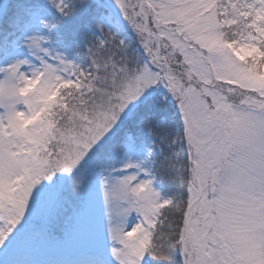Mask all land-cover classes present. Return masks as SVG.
I'll return each mask as SVG.
<instances>
[{"label":"snow or ice","instance_id":"snow-or-ice-1","mask_svg":"<svg viewBox=\"0 0 264 264\" xmlns=\"http://www.w3.org/2000/svg\"><path fill=\"white\" fill-rule=\"evenodd\" d=\"M114 5L0 4V264H264V0Z\"/></svg>","mask_w":264,"mask_h":264},{"label":"rangeland","instance_id":"rangeland-1","mask_svg":"<svg viewBox=\"0 0 264 264\" xmlns=\"http://www.w3.org/2000/svg\"><path fill=\"white\" fill-rule=\"evenodd\" d=\"M2 3H5V0H0V4H2ZM104 3L108 4V5H111L112 6L111 7V12H112L113 16L114 17H118L119 19L122 20V16H120L119 9L114 5V0H104ZM128 37H130L129 41L131 42V44L134 47H136L135 35L130 29H128L127 31H125L122 34V38H128ZM137 51L142 54V51L138 47H137ZM149 91H151L153 94L155 93L157 98L166 96L167 98L171 99L170 101L175 105V101L171 98V96L169 94H167V90L162 85L159 88L153 86V88L150 89ZM145 142L146 143H150V141H148L146 138H145ZM143 155H144V153L142 151L133 153L131 155L133 163L138 162L139 160H141L143 158ZM117 167H119V165H117ZM128 171L131 172L133 170L129 169ZM140 178H144L143 174H141ZM154 189L157 192H159L155 187H154ZM136 222H137L136 216L133 213L131 216L128 217L127 227L130 228ZM28 223L31 224V223H34V221H29ZM46 255H47L46 253H40V255L37 258H41V259L42 258H46Z\"/></svg>","mask_w":264,"mask_h":264},{"label":"trees","instance_id":"trees-1","mask_svg":"<svg viewBox=\"0 0 264 264\" xmlns=\"http://www.w3.org/2000/svg\"><path fill=\"white\" fill-rule=\"evenodd\" d=\"M127 39L129 40L130 37H128ZM79 59L84 60L85 64L87 63L86 58H84L83 56L79 57ZM153 97L157 98L155 93L153 94ZM170 100L171 99L167 98L164 101L165 107L162 109V113L169 117H171L176 112V110L174 109L175 105ZM154 182H155L156 187L160 190L162 197L170 196L176 191L175 184L170 183L167 180L161 181L157 179Z\"/></svg>","mask_w":264,"mask_h":264}]
</instances>
